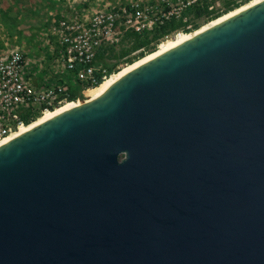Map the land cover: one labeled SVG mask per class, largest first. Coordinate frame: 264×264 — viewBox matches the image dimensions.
Listing matches in <instances>:
<instances>
[{"label":"water","instance_id":"95a60500","mask_svg":"<svg viewBox=\"0 0 264 264\" xmlns=\"http://www.w3.org/2000/svg\"><path fill=\"white\" fill-rule=\"evenodd\" d=\"M0 264H264V1L1 145Z\"/></svg>","mask_w":264,"mask_h":264},{"label":"built area","instance_id":"2783aa9c","mask_svg":"<svg viewBox=\"0 0 264 264\" xmlns=\"http://www.w3.org/2000/svg\"><path fill=\"white\" fill-rule=\"evenodd\" d=\"M161 1L153 6L143 0H132L88 14L54 17L44 32L49 54L31 57L25 46L17 45L1 55L0 139L28 120L69 101L72 82L93 85L99 74L104 79L109 70L99 54L106 55L109 47L118 46L127 32H150L156 25L196 5H207L210 11L221 10L223 0H177L167 7L168 1Z\"/></svg>","mask_w":264,"mask_h":264},{"label":"rangeland","instance_id":"374dc122","mask_svg":"<svg viewBox=\"0 0 264 264\" xmlns=\"http://www.w3.org/2000/svg\"><path fill=\"white\" fill-rule=\"evenodd\" d=\"M126 1L132 0H78L77 3L71 1L70 4H65L64 2H58L57 0H0V56L5 55L12 50L15 46H25L27 50V55L34 57L35 55H45L49 54L50 48L45 37V30L49 22L54 17H61L63 15H70L72 17L80 14L92 13L98 9H104L109 6L118 5L120 3H125ZM141 1V0H140ZM150 5L156 6L161 0H143ZM165 4L174 5L177 0H167ZM204 7L205 5H196ZM224 0L220 6L223 9ZM195 7V6H194ZM86 8L88 10H85ZM191 8L186 9L182 15L173 16L167 20L164 24L156 25L154 30L163 27L172 19L183 20L186 22L187 28L192 30L193 27V14L189 11ZM85 10V11H84ZM79 11V13H77ZM83 12V13H82ZM206 17L197 19L196 22L200 25L207 22ZM150 31V32H152ZM169 33L163 36L158 41L157 48L165 41L170 38L175 37L183 29L170 30ZM129 33V32H127ZM127 33L124 35L122 41L118 46L114 47V52L110 49L106 54V64L111 65L112 72L129 64L128 58L135 56L139 50L133 51L127 56H120L121 51L124 48L131 46L132 39L126 38ZM116 54L115 56L113 54ZM106 65V66H107ZM108 67V66H107ZM110 75V74H108ZM107 75V76H108ZM88 89V88H87ZM86 89V90H87ZM85 90V91H86ZM84 91V93H85Z\"/></svg>","mask_w":264,"mask_h":264},{"label":"bare ground","instance_id":"6f19581e","mask_svg":"<svg viewBox=\"0 0 264 264\" xmlns=\"http://www.w3.org/2000/svg\"><path fill=\"white\" fill-rule=\"evenodd\" d=\"M264 0H250L248 2H245L243 4H241L240 6L229 10L225 13H223L222 15L213 18L210 21H207V23L203 24L201 27L191 31V32H181L178 35H176L173 38L168 39L167 41L163 42L158 48H156L155 50L146 53L144 56L136 59L135 61L125 65L124 67L118 69L117 71L111 73L110 75L106 76L99 85L95 86V87H90L88 88L85 93H84V97L82 98H78L76 100H71V101H67L65 102L63 105L57 107L54 110H50L47 111L41 115H39L38 117H36L33 121L28 122L24 125H21L18 129H16L15 131L11 132L10 134L6 135L5 137L0 139V146L10 142L11 140L21 136L22 134H24L25 132L31 130L32 128L46 122L47 120L77 106L80 104H84L87 103L89 101H92L96 98H98L99 96H101L106 90H108V88H110L116 81H118L120 78H122L124 75H126L127 73H129L130 71L134 70L135 68L145 64L146 62L156 58L157 56L175 48L176 46L194 38L195 36H197L198 34H200L201 32L235 16L236 14H238L239 12L261 2Z\"/></svg>","mask_w":264,"mask_h":264},{"label":"trees","instance_id":"16d2710c","mask_svg":"<svg viewBox=\"0 0 264 264\" xmlns=\"http://www.w3.org/2000/svg\"><path fill=\"white\" fill-rule=\"evenodd\" d=\"M250 0H224V6L223 9L221 10H217V11H210L208 10L207 5H205L204 7L201 6H195L193 8H191L189 11L191 12V14H193L194 18H193V29L189 30L187 28V24L186 22H182L183 20H177V19H172L171 21H169V23H167L166 25H164L161 28H158L152 32H145L143 34H137V33H127L126 38L128 39H132V44L131 46L124 48L119 57L120 56H127L129 54H131L133 51L135 50H139V52L133 56L128 58V62L131 63L133 61H135L136 59L144 56L146 53H149L153 50H155L158 46V41L165 36L166 34H168L170 30H176V29H183L184 32H191L199 27H201L203 24L207 23H203L202 25L198 24L196 22L197 19H200L202 17H206L208 19V21L212 20L213 18H216L220 15H222L223 13L232 10L238 6H240L241 4L248 2ZM108 49H110V54L111 51L114 52V47H109ZM103 53L99 54L100 60L102 63H104V65L106 66V55ZM114 56L116 55L115 53L113 54ZM108 66V74L113 73L112 72V68L111 65H107ZM102 76H100L99 74V79L98 82L93 84V85H83L82 82L76 80L75 82H72L70 85V90H69V101L71 100H76L78 98H82L84 97V89L90 88V87H95L97 85H99L102 81ZM34 120V119H33ZM32 120V121H33ZM28 122H31L28 120Z\"/></svg>","mask_w":264,"mask_h":264}]
</instances>
